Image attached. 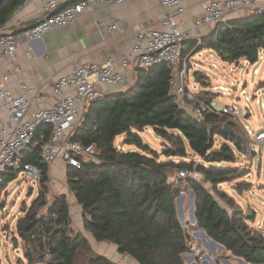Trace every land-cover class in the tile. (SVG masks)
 <instances>
[{
  "label": "trees",
  "instance_id": "1",
  "mask_svg": "<svg viewBox=\"0 0 264 264\" xmlns=\"http://www.w3.org/2000/svg\"><path fill=\"white\" fill-rule=\"evenodd\" d=\"M23 1L0 0V26ZM201 48L212 49L226 62L244 59L255 63L258 49L264 48V16L249 11L240 18L219 21L203 35L197 49ZM186 53L181 51L180 63ZM135 72V82L129 88L103 94L85 106L83 120L71 138L94 144L97 156L94 161L81 160L78 168L67 166V186L82 206L84 229L95 241L114 244L118 253L128 254L137 264H185L182 253L188 250L189 236L178 219L179 189L169 180V173L196 169L211 188L241 177L237 168L215 164L234 162L233 149L227 142L241 149L244 138L235 130V119L225 114L207 110L202 120H195L181 109L169 91L166 65L140 67ZM202 76L199 72V80ZM201 93L205 97V92ZM206 100L210 104L211 99ZM225 124L233 134L224 131ZM147 127L167 140L161 153L140 136L139 132ZM118 135H124V143L135 146V150L117 148L114 141ZM216 135L223 139L219 148H214ZM188 152L210 165L159 159L161 154L185 158ZM22 160L41 170L38 196L24 208L25 215L16 223L18 237L32 248L25 253L26 258L34 264L35 255L47 254L46 264H76L79 253L89 252L90 247L83 233L69 230L66 198L61 195L46 200L48 165L40 158L36 145L22 152ZM13 174L7 170L3 176ZM185 182L194 194L197 227L232 256L264 264V235L248 225L252 217L237 208L231 212L225 209L200 182ZM242 184H237L238 190ZM219 194L227 204L231 202L225 193ZM86 261L118 264L100 254H90Z\"/></svg>",
  "mask_w": 264,
  "mask_h": 264
},
{
  "label": "built area",
  "instance_id": "2",
  "mask_svg": "<svg viewBox=\"0 0 264 264\" xmlns=\"http://www.w3.org/2000/svg\"><path fill=\"white\" fill-rule=\"evenodd\" d=\"M124 1L127 0H79L32 28L19 32L8 30L0 36V63L13 59L19 44L37 39L51 28L67 25L96 3L112 5ZM156 1L172 9L171 13L160 20L159 27H143L137 32L136 41L129 49L110 55L102 62L75 61L70 73L52 83L50 88L55 97L52 101L47 92L24 82L14 90L9 83L10 73L0 71V182L4 172L8 170L12 173H24L30 182L40 185V168L22 160V152L30 145L38 147L40 158L48 165V171L57 160L66 167L77 168L80 167L81 160H96L97 151L94 144L72 140L71 136L83 120L85 106L103 95L101 87H124L127 85L125 71L131 68L166 65L170 72L169 91L174 101L195 120H202L207 110L225 114L232 119L237 118L234 104L218 106L212 101L208 104L201 93L200 81L195 79L190 82V68L187 62H179L182 43L193 40L196 43V52L205 49H197L202 41V29L205 25L214 26L228 13L237 9H248L255 15L264 16V0H209L203 13L194 18L187 28H181L177 18V15L184 13L186 9L182 0ZM29 2L39 3V13L42 17L59 3L58 0H24L21 5ZM14 21L19 24V20ZM5 24L0 26V31ZM115 27L113 24L109 28ZM257 56V61L264 60V48L258 49ZM26 57L30 58L29 52ZM253 73L257 75L258 69H254ZM220 88L222 95L230 96L227 87ZM259 88H255L250 97L244 96V99H255L264 108V99L260 102L256 98ZM244 94L245 90H240V95ZM245 128L247 150L249 148L252 151L254 145H258L264 151V122L258 129L248 126ZM178 176L196 182L204 180V175L196 169H181ZM48 182L49 179L46 183ZM53 216L55 217V214Z\"/></svg>",
  "mask_w": 264,
  "mask_h": 264
},
{
  "label": "rangeland",
  "instance_id": "3",
  "mask_svg": "<svg viewBox=\"0 0 264 264\" xmlns=\"http://www.w3.org/2000/svg\"><path fill=\"white\" fill-rule=\"evenodd\" d=\"M247 11V9H245ZM243 10V11H245ZM242 11V10H241ZM194 60L198 61L197 65L192 62V69H189L190 82L199 80L198 71L204 74L200 79V89L205 92V97L218 106L234 104L237 109V118L234 120L235 130L244 138L243 147L238 149L232 143L227 142L233 149L235 155L234 162H217L218 166H232L238 169L243 175L234 180L222 182L215 188H211L209 182L201 181L205 188L209 189L215 199L228 211L234 208L240 209L244 215L252 217L248 225L260 230L264 235V151L258 145H254L252 151L246 148L247 133L245 126L252 129H258L264 122V108L255 99L246 101L244 96H251L255 88L260 87L257 97L260 102L264 99V60L256 61L250 64L244 59L234 62L223 61L215 52H204L197 55ZM215 64V67H213ZM254 69H258V74L254 75ZM196 70H198L196 72ZM262 86V87H261ZM220 87H227L230 96L222 95ZM244 89L245 94L240 95V90ZM148 131V132H147ZM139 132L143 141L150 145L157 152L161 153L167 140L157 137L149 130ZM124 135H118L115 138V146L120 149L124 143ZM223 139L216 135L214 137V148H219ZM127 145H123L125 149ZM134 147L135 146H130ZM159 159L174 162L194 161L195 163L209 166L208 162L202 160L199 156L188 152L187 157H166L159 155ZM67 168H60L61 173H52L49 169V181L46 183L47 193L46 200L52 201L57 196L63 195L66 198L69 212V230L70 232L83 233L89 243V252L81 251L78 255L76 264H86L87 257L90 254H100L118 264H137L128 254H120L114 244L102 241H95L91 234L83 227L82 206L79 205L74 194L67 186ZM179 171V170H178ZM178 171L169 173V180L175 182L178 186L179 195L176 198V211L178 219L189 236L187 240L188 250L186 255L190 254L192 260L188 261L187 257H182L185 264H215V258L220 255H226L228 259L220 264H251L243 259L232 256L224 249L212 244L209 239L201 235L196 221L194 219V194L189 185L185 182L186 178H180ZM0 264H30L25 253L30 251L29 244L18 237L16 223L20 217L25 215L24 208L29 207L34 199L37 198L40 185L30 182L29 177L24 173H15L5 175L0 182ZM4 183V184H2ZM243 183L241 189H237V184ZM225 193L230 199L226 203L219 193ZM43 210V209H39ZM220 254V255H219ZM233 257V258H232ZM49 259V255H35L36 263L44 262ZM242 261H241V260Z\"/></svg>",
  "mask_w": 264,
  "mask_h": 264
},
{
  "label": "crops",
  "instance_id": "4",
  "mask_svg": "<svg viewBox=\"0 0 264 264\" xmlns=\"http://www.w3.org/2000/svg\"><path fill=\"white\" fill-rule=\"evenodd\" d=\"M58 1L60 3L64 0ZM182 2L186 9L184 13L178 14L177 18L179 26L187 28L194 18L203 13L209 0H182ZM39 8V3L35 2L21 5L0 33L5 34L8 30H22L35 23L42 18ZM243 10L245 9L228 13L224 20L240 18L250 11ZM171 12L170 7L160 5L156 0H127L112 5L98 2L67 25L51 28L39 38L19 44L13 59L0 63V71L10 73L9 83L14 90L24 82L47 92L52 101L55 99L50 88L52 83L70 73L75 61L99 63L110 55L129 49L136 41V34L140 29L159 27L160 20ZM15 19L19 20V24L14 21ZM113 24L116 27L109 28ZM212 29L213 25H205L202 29L203 35L209 34ZM194 48L193 40L182 43V51L187 52L183 61L187 62L190 69H192V62L194 65L198 64V61L194 60L197 55L206 51L214 52L208 48L196 52ZM27 52L30 58L26 57ZM136 69L131 68L125 71L127 85L124 87L105 85L101 87L102 93L111 94L129 88L135 82ZM147 130L153 132L151 127L143 131ZM123 145H127L126 148L129 147V149H125ZM123 145L120 147L121 150H135L134 147H130L132 145ZM62 167L66 168L60 160H57L49 169L55 174L61 173L59 169ZM198 230L201 235L203 234L204 240L209 239L203 230L200 228ZM226 259L228 257L225 254L220 255L219 258H215V264L225 262Z\"/></svg>",
  "mask_w": 264,
  "mask_h": 264
},
{
  "label": "water",
  "instance_id": "5",
  "mask_svg": "<svg viewBox=\"0 0 264 264\" xmlns=\"http://www.w3.org/2000/svg\"><path fill=\"white\" fill-rule=\"evenodd\" d=\"M77 1H79V0H64V1H61L60 3L57 4V6H56L54 9H52V10H51L49 13H47L44 17H42L41 19H39V20L36 21L35 23H33V24H31V25L25 27L24 29H28V28H32V27H34L35 25H37V24H39L40 22L44 21L45 19L49 18L51 15L57 13L60 9L64 8L65 6H67V5H69V4H72V3H74V2H77ZM24 29H22V30H24ZM19 31H21V30H18L17 32H19ZM2 35H4V34H3V33H0V36H2ZM234 63H235V65H237V64L239 63V61H235ZM224 131H225V132H230L231 134H233V132H232L231 130L228 129V127H227L226 124L224 125ZM252 155H253V156L255 155V151H252ZM201 230H202V229H201ZM209 241H210L212 244H214V245H216V246H218V247H220V248H223L222 245L218 244V243H217L216 241H214L213 239L209 238ZM185 255H186V253L183 252V253H182V257H185ZM240 260H241V259H240ZM36 264H46V263H44V262H40V263H36ZM245 264H246V263H245Z\"/></svg>",
  "mask_w": 264,
  "mask_h": 264
},
{
  "label": "bare ground",
  "instance_id": "6",
  "mask_svg": "<svg viewBox=\"0 0 264 264\" xmlns=\"http://www.w3.org/2000/svg\"><path fill=\"white\" fill-rule=\"evenodd\" d=\"M185 256L187 257V260H188V261H189V260H190V261L192 260V263L194 262L192 255L188 254V255H185Z\"/></svg>",
  "mask_w": 264,
  "mask_h": 264
}]
</instances>
